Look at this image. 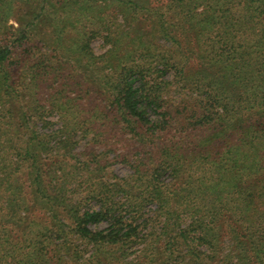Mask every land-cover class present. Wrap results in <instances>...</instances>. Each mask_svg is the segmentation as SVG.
Returning a JSON list of instances; mask_svg holds the SVG:
<instances>
[{
  "label": "trees",
  "instance_id": "obj_1",
  "mask_svg": "<svg viewBox=\"0 0 264 264\" xmlns=\"http://www.w3.org/2000/svg\"><path fill=\"white\" fill-rule=\"evenodd\" d=\"M17 1L31 3L0 0V21ZM115 1L151 26L131 48L114 39V56L95 54L88 27L64 42L60 10L77 0H40L14 28L18 44L53 29L52 56L20 58L18 81L0 44V264H208L226 239L222 264H264V0ZM79 139L94 150L72 165ZM100 148L131 171L110 176Z\"/></svg>",
  "mask_w": 264,
  "mask_h": 264
},
{
  "label": "rangeland",
  "instance_id": "obj_2",
  "mask_svg": "<svg viewBox=\"0 0 264 264\" xmlns=\"http://www.w3.org/2000/svg\"><path fill=\"white\" fill-rule=\"evenodd\" d=\"M30 2H21L17 1L16 4L14 5L11 3V9H10V17L7 19V21H0V44H8V45H13V54H12V61L10 64V69H15L12 71V75L14 76V80L18 81L19 76L21 74V68H22V63L16 64V61H20V58H26L27 56H32L33 54L36 56V58L39 59H46L52 56L53 52L50 50L51 48V41H53L52 38V33L53 29L50 26L49 23H44L39 26V33L38 35L35 36V38L43 40V42L40 43V41L36 40H22V44H18L17 35L18 33L13 31L14 28H23L25 23H26V15L30 12L29 9H32V7L35 4H38L40 0H30ZM55 1V0H53ZM120 6L117 1L115 0H77V3L72 5L71 9H75L72 11H65V10H60L61 15L68 16L69 18L66 21V27H65V32L63 34V37L65 39L64 42L68 44V46H76L77 44V39L79 38V33L82 31L79 28H85L88 27L90 29L95 30L96 32H90L91 36L88 39L89 47H91L96 55H102L105 53H109L110 56H114V52H112L113 49V43L114 39L116 40V46L119 48V51H121L123 48H128V47H133L135 46L139 41L141 35L146 34L144 30H149V27L151 24L149 22L144 21V23H138L134 19H131L126 16L125 20V15L123 12L120 11ZM145 6L150 7V8H156V9H164L166 11H169V13L173 12H178L180 9H177V4L175 3L174 0H146ZM201 8V7H200ZM200 8L198 10H200ZM45 9H52L49 7H45ZM58 9V8H56ZM77 9H80L79 12ZM81 9H91V18L84 23L85 19H82V23H84L83 26H79L80 23L78 22L75 24V21L77 19L76 16H78L80 13H82L84 10ZM124 9V8H123ZM89 11V10H87ZM239 12V11H238ZM103 14V20L102 22L96 20V17L101 16ZM173 20H176L180 18V16L175 15V14H170ZM171 17H168L169 19ZM17 21H20L21 25L18 24ZM104 23V24H103ZM81 34V33H80ZM116 36V37H115ZM184 34L182 35L183 38ZM115 37V38H114ZM156 40L158 42H155L157 47H164L166 42L163 40L162 37L156 36ZM165 42V44L163 43ZM47 43L48 47H43L42 44ZM15 45V46H14ZM54 60V59H53ZM55 61V60H54ZM57 64L59 61H56ZM198 64V63H197ZM64 66V65H63ZM62 66V67H63ZM170 72V71H169ZM63 73H66L63 71ZM70 80V78H68ZM63 81L65 83L66 79L63 78ZM76 82V81H74ZM72 82V83H74ZM44 93H42L43 95ZM181 99V97H180ZM178 98V101L180 100ZM58 113L54 112L53 114H50L49 117H51L52 121L54 122V125L52 128H56L59 125V119H58ZM87 139H79V143H76V145L73 147L72 150V155L70 158L71 164H77V159L80 156H84L83 160L88 159L86 156H90L92 151L94 149L90 148L88 144L85 143ZM101 150L103 148H100ZM119 150V149H116ZM115 151L111 150H102L104 151L107 160V166L105 169H107L108 174L110 176L115 175L117 177L120 176H126L130 171L131 168L128 165L127 162L121 161L119 158L113 159ZM83 155H80V154ZM53 159V157L51 158ZM50 160L47 162L49 163ZM79 162V161H78ZM104 162V160H102ZM82 177L81 179L86 180L85 182L82 181L80 188L83 189V187H86L89 183V180L94 178L93 176L87 174L86 172H81ZM84 175L90 176V179L84 178ZM161 179L171 180V175H169L167 172H164L161 176ZM73 186V184H71ZM79 188V189H80ZM154 204H149L147 206V211L150 212L154 209ZM85 209L87 207H95V202L92 201L86 206H82ZM36 207L31 206V210H35ZM39 214L38 212H35L34 215H29L27 214L28 219H34L38 217ZM39 218H44L48 220V215L41 214ZM227 223H224V231L227 232L228 227ZM108 225L106 221H102L96 225H91V228H104ZM222 229H223V224H222ZM230 242L228 239H226L224 247L222 250L219 252V256L217 255L216 259H214L211 263L208 264H222V257H224V254L229 252L230 249ZM81 249H85L83 252L84 256L89 255L91 252L90 246L84 247V245H80ZM202 251H206L205 248L202 247ZM133 257V254H129L126 257H122L121 261L117 262L116 264H127V260ZM66 259V258H65ZM64 259V260H65ZM51 261V260H50ZM254 261L258 263V259L254 258ZM60 264H65L64 262L61 261ZM66 264H70L67 262ZM114 264V261H113ZM253 264H255L253 262Z\"/></svg>",
  "mask_w": 264,
  "mask_h": 264
}]
</instances>
